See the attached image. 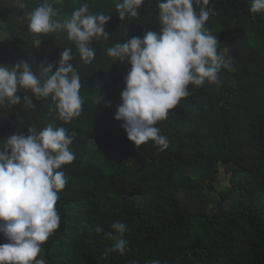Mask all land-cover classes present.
<instances>
[{"label": "trees", "instance_id": "16d2710c", "mask_svg": "<svg viewBox=\"0 0 264 264\" xmlns=\"http://www.w3.org/2000/svg\"><path fill=\"white\" fill-rule=\"evenodd\" d=\"M50 2L59 11L58 19L69 17L84 3L90 12L110 15L111 19L105 26L109 39L93 41L90 47L95 57L85 64L66 32L39 37L29 32L25 17L42 0H33L23 11L16 0H0V25L12 39V47L0 39V65L13 67L26 61L39 76L42 64L53 65L54 72L61 53L70 47L71 63L81 80L82 111L70 123L59 119L51 97L38 101L33 95L35 108H28L24 95L31 93L25 90L18 93L20 104L0 107V142L13 134L27 135L30 128L39 133L49 124L64 127L69 135L76 133L70 145L75 159L60 169L67 182L55 206L59 227L41 246L37 258L47 264H150L152 260L177 264L180 258L191 256L193 264H264V158L233 179L235 198L230 211L207 218L205 238L195 236L193 221L200 218L184 207L180 198L182 183L184 186L188 179L212 181L213 186L219 175V162L229 150V107L240 92L233 72L237 64L231 58L230 69H221L219 89L207 81L202 86L190 84L189 96L170 110L166 120L158 122L160 134L169 141L165 151L160 152L152 141L137 148L122 128L123 122L114 118L131 65L109 57L107 49L132 37L143 38L147 31L159 33L161 0H144L138 16H127L123 21L115 7L122 0ZM250 6L251 0H210L206 6L214 15L205 27L217 36L218 53L226 58L233 52L227 38L239 25H244L243 34L248 37L244 46L249 44V36L264 38V33L250 29L254 15ZM194 8L199 11L195 4ZM37 38L42 41L40 47L34 45ZM256 42L259 46L260 41ZM253 126L258 150L264 155V110L257 112ZM184 170L188 171L180 180ZM117 221L128 227L122 237L128 250L105 258L104 250L118 237L111 227ZM98 227L102 229L99 233ZM4 243L7 241L0 234V244Z\"/></svg>", "mask_w": 264, "mask_h": 264}, {"label": "clouds", "instance_id": "9594fccd", "mask_svg": "<svg viewBox=\"0 0 264 264\" xmlns=\"http://www.w3.org/2000/svg\"><path fill=\"white\" fill-rule=\"evenodd\" d=\"M32 2L16 0L22 11ZM209 2L161 0L159 33L147 31L143 38L132 37L107 49L109 57L131 65L114 118L123 122L122 128L137 148L152 141L160 152L165 151L169 141L160 134L158 122L166 120L170 110L189 96L190 84L219 83L221 69L231 67V57L218 53L217 36L205 27L214 15L213 9L206 7ZM143 3L144 0L116 3L119 19L137 17ZM261 11L264 0H251L249 12ZM58 17L59 11L50 0H42L25 19L29 32L37 37L66 32L81 61L90 63L95 57V50L90 47L93 41L109 39L105 26L111 16L94 14L84 3L69 17ZM41 43L39 38L34 40L36 47ZM72 60V48H65L56 70L53 72L51 64H42L38 68L39 76L26 61L13 67L0 65V107L20 104L18 93L25 90L31 93L24 95V105L28 108H35L33 95L38 101L51 97L59 119L70 123L81 114L83 104L81 80ZM75 135V132L69 135L64 127L49 124L39 133L30 128L27 135L13 134L0 142V234L7 241L0 244V264H47L45 259L37 257L41 246L59 227L55 206L58 193L67 182L60 169L75 159L70 150ZM86 226V223L82 225L81 231ZM111 227L120 238L113 237L116 243L104 250L105 258L109 253L123 255L128 250V242L122 238L128 231L127 225L117 221ZM96 231L102 229L98 227ZM150 264L160 261L152 260Z\"/></svg>", "mask_w": 264, "mask_h": 264}, {"label": "rangeland", "instance_id": "374dc122", "mask_svg": "<svg viewBox=\"0 0 264 264\" xmlns=\"http://www.w3.org/2000/svg\"><path fill=\"white\" fill-rule=\"evenodd\" d=\"M249 24L252 32L264 33V11L254 14ZM243 30L244 25H239V28L236 27L227 38L230 51L233 50L231 58L234 64H237L233 72L236 89L240 91L235 103L229 107L227 115L226 144L229 150L224 151L225 155L219 162V175L213 186L212 181L208 182L201 178L188 179V182L184 186L182 183L181 186V203L184 207L187 205L192 214L200 218L193 221L197 238L206 237L204 233L209 216L211 218L216 212L229 213L235 198L232 191L233 179L254 162L264 158L258 150V137L255 136L253 126L257 112L264 110V38L258 34H255V37L249 36V44L244 46V40L248 37L243 34ZM0 39L8 47H12V39L3 25H0ZM256 39L260 41L259 46ZM218 80L219 83H209L213 89L221 87L222 80L219 76ZM202 133L206 138L204 130ZM210 145L208 142L209 148ZM187 171H182L178 178L182 180L183 174ZM191 184L195 191L192 190ZM177 264H193V259L191 256L182 257Z\"/></svg>", "mask_w": 264, "mask_h": 264}]
</instances>
